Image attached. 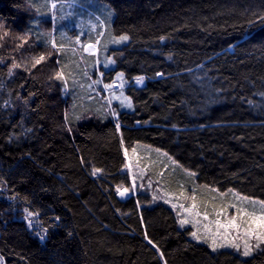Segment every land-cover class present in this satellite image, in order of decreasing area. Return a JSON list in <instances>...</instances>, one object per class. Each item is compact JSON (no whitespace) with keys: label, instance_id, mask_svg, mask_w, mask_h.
Masks as SVG:
<instances>
[{"label":"trees","instance_id":"16d2710c","mask_svg":"<svg viewBox=\"0 0 264 264\" xmlns=\"http://www.w3.org/2000/svg\"><path fill=\"white\" fill-rule=\"evenodd\" d=\"M103 2L112 34L129 37L109 48L104 73L129 83L132 109L117 114L124 145L163 151L200 187L264 201V0ZM26 3L0 0L2 264H264V245L245 258L212 252L169 207L118 198L130 181L116 121L77 105L54 78L58 57L26 28ZM13 60L22 67L10 76Z\"/></svg>","mask_w":264,"mask_h":264},{"label":"rangeland","instance_id":"374dc122","mask_svg":"<svg viewBox=\"0 0 264 264\" xmlns=\"http://www.w3.org/2000/svg\"><path fill=\"white\" fill-rule=\"evenodd\" d=\"M53 4L57 6L52 7ZM23 12H25L23 18H27L25 19L26 28L29 23L30 30L38 43L44 41V46L48 44L52 46L54 42L57 45L52 49L58 57L60 72L64 80V91H71L80 99L77 105L85 104L88 108L93 107L92 111L96 114L99 113L98 115L104 119L112 118L116 121V125H120L117 120L118 110H131L132 106L128 107L126 103H122L124 97L131 101L125 93V86L128 82L124 74L122 78L118 77L117 73L111 81L104 80V73L114 67V63H109L108 60L109 57L111 58L108 53L109 48L118 47L123 43H112L113 39L119 36L112 34L111 24H107L110 23L111 13L113 15L110 5L103 0H28L23 7ZM25 32L24 36L28 37L29 31ZM77 37H79V42H77ZM84 44H95L96 49L85 52L82 47ZM94 81H99V83H94ZM145 83V77L139 85L134 79L136 86L140 87ZM105 85H111V87L106 89ZM74 101L75 99L72 98L71 102ZM113 111L116 113L115 116L112 115ZM118 132L125 158L122 171L130 181L129 192L123 197L117 194L120 199H126L137 192L145 194L150 199V206L156 203L165 204L173 210L180 228L189 227L191 232L199 228L198 234H203L204 224L221 219L216 213L220 212L224 206L235 204L238 207H246L249 211H252L253 207L259 210V203L253 206L239 201L235 195L243 196L239 193L198 186L191 171L178 168L172 157L158 149L144 144H136L130 149L127 148L121 136V126ZM193 196L195 200L192 199ZM193 203L196 205V211L200 213L198 218L184 213L179 207L183 204L185 208H189ZM174 204L177 207L174 208ZM235 211V208H229V215H234ZM177 213L180 215L178 216ZM206 213L208 220L203 219ZM184 218L193 221L199 219L200 223L197 227H193V224L182 227L179 220ZM190 238L195 240L191 236ZM198 242L208 246L206 242ZM261 248H254L252 254ZM220 250H230L241 258H245L235 249L221 248L215 252ZM242 250L243 242H241Z\"/></svg>","mask_w":264,"mask_h":264},{"label":"snow or ice","instance_id":"6c2138e0","mask_svg":"<svg viewBox=\"0 0 264 264\" xmlns=\"http://www.w3.org/2000/svg\"><path fill=\"white\" fill-rule=\"evenodd\" d=\"M57 5L53 4L52 7H56ZM62 6V5H61ZM36 21H34L35 23ZM257 22L264 23V15H259L257 17ZM250 23H252L250 21ZM7 35V33H5ZM129 37L127 35H120L113 39L112 43L120 44L121 42L127 41ZM161 40H164V37H160ZM26 42V41H25ZM77 42H79V37H77ZM99 42V41H97ZM52 47L56 48L57 45L53 42ZM85 52L93 51L96 49L95 44H84L82 45ZM52 53L49 52L47 55L40 54L38 57L33 58V63L31 64V68L35 69L38 65H40L43 61H46L51 57ZM109 63L113 61L111 58H108ZM2 62V61H0ZM57 63H59L57 61ZM106 66V65H105ZM22 65L20 63L15 62L13 60L11 67L8 69V74L11 76L13 74V69H19ZM118 77H123V73H118ZM157 76L163 75L162 73H157ZM55 79H62V73L57 72L55 74ZM144 80L143 76H137L135 78V82L137 85L141 84ZM94 83H99V81H94ZM111 85H105V88H110ZM264 95V93H262ZM122 103H126L128 107H131V101L128 100L127 97L123 98ZM112 115L115 116V111L112 112ZM120 125L117 124V128L119 129ZM83 163V161H82ZM101 169L93 168L92 175H96L100 173ZM117 193L123 197L125 194L129 192L128 188H117ZM231 191V190H229ZM236 198L241 202H246L252 204L253 206L259 203L260 208L257 211L254 207L252 211H249L246 207H238L235 204L224 206L221 208L220 212H217L216 215L221 217V219H216L215 221H209L208 223L203 225V234L199 233V228L197 231L190 232V236L193 237L196 241H202L208 243L209 248L215 252L217 249L221 248H231L235 249L237 253L244 257H248L253 253L254 248L259 249L262 245H264V201H256L247 196H240L235 194ZM154 199H158V197H154ZM195 200V196L192 197ZM173 207H177V205H173ZM181 209H183L184 213L188 215H192L195 217H199L200 213L196 211V205L193 203L189 208H185L183 204L179 205ZM229 208H235V214L229 215ZM27 215L24 217L25 220H28L29 217H32L34 213L25 209ZM179 216L180 213H177ZM56 219H59L57 217ZM204 220H208L207 213L203 217ZM180 225L183 227L187 224H193V227H197L200 221L196 219L195 221L190 220L188 218L180 219ZM214 225V228H213ZM29 227H33L32 221H29ZM40 236L41 240H44L45 237L40 235L39 232L36 233ZM147 238V237H146ZM150 244H153V247L159 252V248L151 241H148ZM241 242H243V250L241 251ZM254 242V243H253ZM160 258L163 259V253L160 254ZM3 262V257H0V264Z\"/></svg>","mask_w":264,"mask_h":264},{"label":"bare ground","instance_id":"6f19581e","mask_svg":"<svg viewBox=\"0 0 264 264\" xmlns=\"http://www.w3.org/2000/svg\"><path fill=\"white\" fill-rule=\"evenodd\" d=\"M136 78V77H135ZM134 78V79H135ZM134 79H133V84H134ZM127 85H129V83L127 84ZM126 85V86H127ZM135 85V84H134ZM125 86V87H126ZM139 87V86H138ZM141 87V86H140ZM129 97V96H128ZM120 110V109H119ZM124 110V109H123ZM148 147H150V146H148ZM150 148H152V147H150ZM155 149H157V148H155ZM163 152V151H162ZM123 155H124V153H123ZM170 157V156H169ZM130 186V185H129ZM128 186V187H129ZM127 187V188H128ZM118 188V187H117ZM133 196H136V199H137V206H138V208L139 209H141V208H143V207H153V206H156V205H158V204H163V203H156V204H154V205H149V198H148V196L147 195H145V194H141L140 192H137L136 194H132ZM138 195L139 196H141V197H144V198H141V199H139L138 198ZM118 196V195H117ZM119 198V197H118ZM120 199V198H119ZM122 200H124V199H122ZM163 205H165V204H163ZM166 206V205H165ZM168 207V206H167ZM176 217V216H175ZM176 222H177V226H178V221H177V219H176ZM178 228L179 229H182V230H186L187 229V227H183V228H180L179 226H178ZM189 228V227H188ZM191 232V231H190ZM190 235V234H189ZM190 237V236H189ZM209 248V247H208ZM221 251V250H220Z\"/></svg>","mask_w":264,"mask_h":264}]
</instances>
